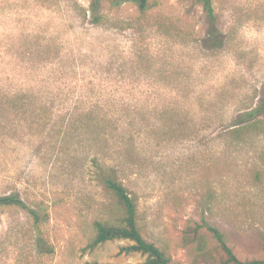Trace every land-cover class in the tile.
<instances>
[{
	"label": "rangeland",
	"instance_id": "1",
	"mask_svg": "<svg viewBox=\"0 0 264 264\" xmlns=\"http://www.w3.org/2000/svg\"><path fill=\"white\" fill-rule=\"evenodd\" d=\"M139 2L0 0V89L53 108L0 113L17 125L0 131V195L44 209L53 247L37 253L27 211L0 206V264L144 260L119 252L128 240L87 245L113 205L92 173L108 151L142 234L172 264L193 259L191 221L217 227L239 259L262 257L264 0H212L213 20L197 0H148L145 15Z\"/></svg>",
	"mask_w": 264,
	"mask_h": 264
},
{
	"label": "trees",
	"instance_id": "2",
	"mask_svg": "<svg viewBox=\"0 0 264 264\" xmlns=\"http://www.w3.org/2000/svg\"><path fill=\"white\" fill-rule=\"evenodd\" d=\"M202 4L203 10L209 20L214 18V8L212 0H197ZM148 0H140V14L147 13ZM94 20L100 22L101 15H95ZM159 26L171 28V24L163 17L158 21ZM27 109H53L47 101L40 96L20 89L18 91H5L0 89V113L2 111H13L24 115ZM88 109H98L90 107ZM164 109H168L165 107ZM93 113V112H91ZM16 129L17 125L11 124L1 118L0 131L7 129ZM261 128L257 122H250L243 127L233 129L235 136L240 137L251 130ZM95 130H93L94 132ZM11 136V135H10ZM94 141L96 136L93 137ZM109 138L105 142H109ZM96 143V141H95ZM109 145V143H107ZM110 148V147H109ZM119 148V147H117ZM110 156L107 159L94 154L92 160L93 179L106 189L112 197L113 205L100 218L93 222V235L88 242V247L93 249L107 241L128 240L130 243L119 248V252L140 253L144 255V260L137 263L125 264H172L166 251L154 242L148 241L141 232L138 224L137 205L133 196L119 179V165L121 160L117 157V151L105 153ZM116 154V155H115ZM118 161L120 163H118ZM0 206H16L27 211L31 218L34 231L35 250L39 254H50L53 247L43 234L42 225L46 220L47 212L41 207H32L23 198L16 194L0 195ZM202 228L211 235L210 242L203 234ZM182 242L184 245H194L195 254L189 264H264V246L263 255L260 258L239 259L233 249L227 243L225 234L217 227L205 225L197 221H191L182 229ZM85 264H100L97 261L86 262ZM112 264V263H110Z\"/></svg>",
	"mask_w": 264,
	"mask_h": 264
}]
</instances>
